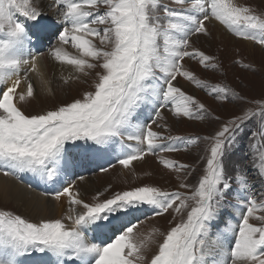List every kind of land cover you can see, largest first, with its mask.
Here are the masks:
<instances>
[{"label":"snow or ice","instance_id":"snow-or-ice-1","mask_svg":"<svg viewBox=\"0 0 264 264\" xmlns=\"http://www.w3.org/2000/svg\"><path fill=\"white\" fill-rule=\"evenodd\" d=\"M171 4L175 6L163 0H51L57 16L53 21L42 0H0V172L31 173L60 185L46 194L60 206L67 203L60 216L35 220L0 208V264H23L20 258L34 253L48 258L40 264H264V103L257 101L255 111L241 108L207 136L171 135L161 111L177 120L220 119L182 90L178 78L217 100L243 101L227 86L198 78L184 61L218 67L217 58L192 40L209 36L207 24L213 21L264 49V12L238 0ZM52 37L57 44L47 54L31 51L30 45L39 49ZM45 56L72 69L62 77L65 85L92 77V90L29 113L27 106L37 99L32 74L47 84L40 64ZM253 121L249 150L244 160L234 161L239 137ZM202 144L195 166L158 155ZM117 146L115 159L123 169L157 156L164 169L177 174L178 187L142 184L110 191L109 185L86 199L76 181L67 179L70 168L94 157H109L110 163ZM201 163L202 174L188 182ZM254 180L261 185L258 195ZM234 192L246 195L233 203ZM147 210L171 215L169 224L181 219L166 231L154 228L145 234L133 213Z\"/></svg>","mask_w":264,"mask_h":264},{"label":"rangeland","instance_id":"rangeland-1","mask_svg":"<svg viewBox=\"0 0 264 264\" xmlns=\"http://www.w3.org/2000/svg\"><path fill=\"white\" fill-rule=\"evenodd\" d=\"M163 2L169 3L170 6H175L171 4V0H163ZM238 2L251 6L257 12H264V0H238ZM46 15L53 18L56 16V13L50 14L47 12ZM207 27L210 32V28L213 27V25L208 23ZM223 29L227 32L224 26ZM216 35L219 37L216 38L212 36L213 38L211 39L209 36L205 37L199 35L193 37L192 40L195 47L204 51L206 54L213 55L217 58L214 63H216L218 67L216 69H205L198 64L197 60H187V58L184 61L185 67L194 70L198 78L207 83L227 86L244 99L243 101L237 100L232 103L217 100L213 96L208 95L204 90L196 88L190 82L178 78V86H180L182 90L190 95H194L206 105L213 116H218L220 119L215 121H201L181 118L177 120L166 109H162L165 111V116L169 117L167 118V123L171 135L185 137L193 135H210L221 123L232 119L234 115L240 114L241 108H251L255 111L259 108V104L256 103L257 101L264 103V53L257 52L256 56H252L247 52L248 49L245 45L236 42L232 43L222 31H217ZM229 35L234 37L230 33ZM234 38L240 39L237 37ZM244 65H248V67H244ZM182 82L186 84V86H184ZM91 83L92 77H81V80H73L65 85L62 81V77L55 75L53 79V91L51 93L37 91V99L33 100L31 104L27 106V111L29 113H36L45 109H51L59 103L69 102L73 98L78 97L82 91L92 90ZM152 127L153 130L161 131V129H157L155 125H152ZM255 130L256 121L245 126L232 157L234 161L244 160L249 150L250 132ZM165 134L167 135L169 133L166 132ZM181 148L183 149V146ZM202 148L203 144L199 148L190 147L186 151L181 150L173 153L161 152L159 156H166L180 163L193 164L195 166L198 155L202 154ZM244 162L247 163L246 160ZM113 165L114 164H112L111 168L106 172H94L87 176L86 180L93 183V187L85 194L86 199H90L97 191H104L109 185L111 186L110 191L128 190L131 187L142 184H152L168 190H174L180 183L177 179L176 173L164 169L159 164L157 156L149 155L145 157L143 161H134V168L130 169H123L119 164L114 165V167ZM197 168V172L188 178V182L194 183L197 177L202 174V163L197 166ZM179 175L183 178V173ZM252 182L261 187L258 181L254 180ZM257 193H259V191ZM109 194L110 192L105 193V195ZM243 195H246V193L234 192L230 196V200L235 203L239 201ZM63 207V210H60L58 213H53L50 216L56 217L63 214V212L67 210L66 201L64 202ZM0 208L13 210L18 214L24 215L33 220L39 218L30 217L21 209L18 210L13 204L4 203L1 200ZM180 219V217H176V220L173 221L172 224H169V221L172 220L171 215L165 214L161 217L156 216L154 213L151 217L148 216L146 219L139 220V230L145 234L154 228L166 231L169 227L174 226L175 223L179 222ZM221 227H223V225H221Z\"/></svg>","mask_w":264,"mask_h":264},{"label":"bare ground","instance_id":"bare-ground-1","mask_svg":"<svg viewBox=\"0 0 264 264\" xmlns=\"http://www.w3.org/2000/svg\"><path fill=\"white\" fill-rule=\"evenodd\" d=\"M42 2L43 11L45 13H56V10L54 8L49 7V1L42 0ZM210 24L213 25V27L210 28L211 31L209 37H211V39L213 38L212 36L216 38L219 37L216 35V32L220 30L232 43L236 42L245 45L248 49L247 52H249L250 55L256 56L257 52L264 53V50L259 45H255L252 42L236 39L230 36L229 32L227 33L223 29V26H221L218 22L213 21ZM69 51L74 52V50L71 48H69ZM33 53L36 54L35 51H33ZM40 64L41 72L44 73V80L47 81V84L45 85L44 83H42L40 78H38L35 74H32L34 87L36 89V95L37 91L47 92L45 91V88L52 89L53 79L55 75L64 77L70 72H72V69L69 66H61L56 62L52 61L51 58L47 56L41 59ZM182 84L186 86V84H184L183 82ZM86 179L87 178L84 177V180L81 181L77 177L76 180V183L80 186L81 190L84 192V195L88 193L93 187V183H90ZM59 186L60 185H54L49 182L50 188H58ZM0 200L4 203L13 204L18 210L21 209L23 212H25V214L30 217H47L53 213H58L64 208L63 206L59 205V202L54 201L51 197L41 195L37 191L29 189L24 184L16 181L14 176H4L2 172H0Z\"/></svg>","mask_w":264,"mask_h":264}]
</instances>
